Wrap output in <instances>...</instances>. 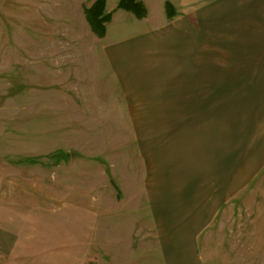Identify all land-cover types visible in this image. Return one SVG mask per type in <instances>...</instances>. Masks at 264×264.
Masks as SVG:
<instances>
[{
    "label": "rangeland",
    "instance_id": "1",
    "mask_svg": "<svg viewBox=\"0 0 264 264\" xmlns=\"http://www.w3.org/2000/svg\"><path fill=\"white\" fill-rule=\"evenodd\" d=\"M94 1L0 0V264H264V0L249 25L228 13L250 42L198 60L203 85L181 83L161 18L111 13L105 38ZM117 36L135 56L154 40L135 100Z\"/></svg>",
    "mask_w": 264,
    "mask_h": 264
},
{
    "label": "crops",
    "instance_id": "2",
    "mask_svg": "<svg viewBox=\"0 0 264 264\" xmlns=\"http://www.w3.org/2000/svg\"><path fill=\"white\" fill-rule=\"evenodd\" d=\"M141 1L147 11L145 17L137 19L133 14L127 11L112 10L109 12L113 16L118 14V18L121 22L117 24L114 23V29L127 27L131 24L140 25L147 22H151L153 26L155 22L152 23L151 20H157L161 18L160 21H163L164 32L160 35L154 33V36L161 40V37L164 38V43L170 45L169 50L179 51L181 53L180 58L185 59L184 70L180 72L181 83L184 84H201L203 85V80L205 76H213L216 74L213 71L206 72L199 71L197 69V61L205 60L207 58H216L218 57L223 50L225 53L227 51L234 52L235 48L232 43H237L239 46H245L247 42H250L249 39L241 37L239 40L233 39L231 36V29L235 28V25L232 24L231 20H228V13H231L230 18L239 21L243 26L249 25V18L246 17L247 4L245 0H139ZM250 3V0H248ZM169 4L175 11V15L168 19L165 14V4ZM249 5V4H248ZM110 20V19H109ZM127 21V24L125 23ZM125 24H124V23ZM240 24V25H241ZM120 25V27H118ZM156 26V25H155ZM109 29H105V38L109 37L110 34H113L116 31L110 32ZM112 38V37H111ZM114 40V39H112ZM135 36L131 39H120L118 36L111 44L112 56L116 55L115 61H124L121 62L122 65L130 67V72L122 73L120 69H116L117 78L120 83L125 84V91L127 94H130L131 97H134L135 100V57L139 54L145 53V47L147 45L154 43V40H148L143 38L138 43L139 45L145 46L143 52L139 51L140 46L137 47L135 56ZM194 45L195 55L188 57L185 55L188 52V47ZM220 45H222L220 47ZM236 45V48H237ZM172 47V48H171ZM139 51V52H138ZM114 52V53H113ZM187 56V57H186ZM145 57V55L143 56ZM112 59V57H110ZM224 59H232L234 57H222ZM194 63H190L193 62ZM190 64V66H189ZM122 68V67H121ZM124 72V71H123ZM219 74V73H218ZM184 76L186 79H184ZM194 77L195 80H188L187 78Z\"/></svg>",
    "mask_w": 264,
    "mask_h": 264
},
{
    "label": "trees",
    "instance_id": "3",
    "mask_svg": "<svg viewBox=\"0 0 264 264\" xmlns=\"http://www.w3.org/2000/svg\"><path fill=\"white\" fill-rule=\"evenodd\" d=\"M104 2L105 0H95L94 3L86 10V18L91 26V29L99 36L104 34V23L110 18L109 13L103 12ZM117 7L131 12L137 18H142L145 13L143 4L138 0H119ZM165 11L168 17L172 16V7L168 3L165 4Z\"/></svg>",
    "mask_w": 264,
    "mask_h": 264
}]
</instances>
